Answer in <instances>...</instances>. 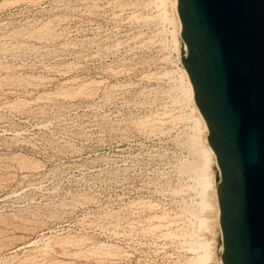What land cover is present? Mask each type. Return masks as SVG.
<instances>
[{"label":"rangeland","instance_id":"obj_1","mask_svg":"<svg viewBox=\"0 0 264 264\" xmlns=\"http://www.w3.org/2000/svg\"><path fill=\"white\" fill-rule=\"evenodd\" d=\"M174 17L0 0V264H221Z\"/></svg>","mask_w":264,"mask_h":264},{"label":"water","instance_id":"obj_2","mask_svg":"<svg viewBox=\"0 0 264 264\" xmlns=\"http://www.w3.org/2000/svg\"><path fill=\"white\" fill-rule=\"evenodd\" d=\"M177 13L220 167L222 264H264V0H177Z\"/></svg>","mask_w":264,"mask_h":264},{"label":"bare ground","instance_id":"obj_3","mask_svg":"<svg viewBox=\"0 0 264 264\" xmlns=\"http://www.w3.org/2000/svg\"><path fill=\"white\" fill-rule=\"evenodd\" d=\"M165 3H166V1H165ZM170 4L172 5V7L174 9V12H175L174 19H175V21L177 23V26H178V38H179V41H180V49H181V55H182V53L183 54L185 53L187 48H186V44L184 43L183 39L180 36L181 23H180V19H179L178 13H177V0H170ZM183 73L182 74H183V76L185 77V80H186V86H185L186 94H187L188 98L190 99V102L193 104V107H194L193 110H195V112L197 113L199 122H201V124H202L203 140H204L205 145H204L203 148L200 149L201 150L200 153H202L201 157H203L204 161H207V159L210 158V157H212L214 159V169L215 170H214V175H213L214 176L213 186H214L215 200H216V204H217L216 205L217 206V212H218V217H219L220 208H219L218 199H217L218 178L216 176V170H217V168L220 169V167H219L218 162H217L216 154H215L214 150L211 148V146L208 143V139H207V137H208V126H207L206 120L204 119L202 113L200 112V110L198 109V107L196 106V104L194 102L192 85H191V82H190V80L188 78V73H187L185 68H184V72ZM180 77H182V76H180ZM181 79H183V77ZM183 80H181V81H183ZM180 85H183V84H180ZM188 103H189V101H188ZM198 138L200 139V137H198ZM199 168H201V167H199ZM206 180L203 178V183L204 184H206V182H207ZM218 220H219V218H218ZM219 226H220V223H219ZM220 231H221V228H220ZM220 234H221V239H220L221 240L220 241L221 242L220 255H221V252H222V249H223L222 232ZM220 259H221V257H220ZM221 264H222V261H221Z\"/></svg>","mask_w":264,"mask_h":264}]
</instances>
